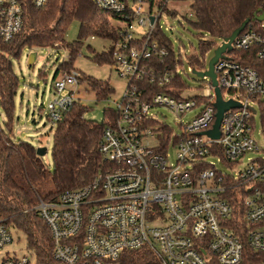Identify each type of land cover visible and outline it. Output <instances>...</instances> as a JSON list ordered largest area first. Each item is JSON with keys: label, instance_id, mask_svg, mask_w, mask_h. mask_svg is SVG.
<instances>
[{"label": "built area", "instance_id": "1", "mask_svg": "<svg viewBox=\"0 0 264 264\" xmlns=\"http://www.w3.org/2000/svg\"><path fill=\"white\" fill-rule=\"evenodd\" d=\"M30 1L41 7L48 0ZM92 1L124 23L111 51L128 82L101 133V169L89 183L33 208L50 231L52 257L64 264H125L128 252H136L138 264H241L249 248L260 256L255 264H264V77L226 53L254 48L264 62V16L249 22L213 66L222 99L240 106L223 112L212 137L211 80L209 95L182 96V64L178 57L167 62L169 49L153 37L155 29L165 31L160 19L167 10L176 12L172 0ZM22 30L21 1L0 0V52ZM79 75L62 72L55 89L77 83ZM71 94L48 104L52 124ZM158 106L178 116L176 129L159 118ZM12 227L0 211V264H34L31 251L19 256L7 249Z\"/></svg>", "mask_w": 264, "mask_h": 264}, {"label": "trees", "instance_id": "2", "mask_svg": "<svg viewBox=\"0 0 264 264\" xmlns=\"http://www.w3.org/2000/svg\"><path fill=\"white\" fill-rule=\"evenodd\" d=\"M20 1L23 8V30L11 41L2 43L3 52H0V107L7 116L4 126L0 124V211L25 234L27 248L34 256V264H64L52 257L50 231L33 208L39 203L38 200L55 201L64 190L83 186L93 179L103 164L98 151L101 133L113 119L114 113L107 109L105 119L101 122L86 119L84 114L88 107L80 99H73L61 111V118L53 123L52 168L45 169L32 143L11 139L12 112L18 84L11 58L19 57L25 47H50L61 41L59 45L69 47V53L58 64L53 74L55 79L59 71L73 67L80 49V39L70 44L64 41V33L72 20L78 19L81 23L79 36L91 34L114 41L118 38V28L110 23L109 16H118L99 9L92 0H48L41 7H35L30 0ZM191 10L192 18L187 20L189 24L202 34L221 40L231 35L246 18L264 12V0H193ZM167 13L176 15L171 10H167ZM153 34L155 39L162 41L169 49L166 61L175 63L178 57L177 61L183 64V59L177 56L165 31L155 29ZM199 44V52L185 57L187 64L194 66L195 70L205 68L206 53L213 50L217 43L200 39ZM226 53L241 65L256 68L264 77V62L256 58L254 48L230 49ZM93 59L98 64H112L111 48L106 53L95 54ZM179 77H175V83H179ZM80 79L91 86L98 100L107 98L112 92L107 81L90 76L84 78L83 75H79ZM37 180L43 181L41 188L34 185ZM127 255L130 258L125 264H138L136 252H128ZM243 257L241 264H255L260 258L259 254L249 248L245 249Z\"/></svg>", "mask_w": 264, "mask_h": 264}, {"label": "rangeland", "instance_id": "3", "mask_svg": "<svg viewBox=\"0 0 264 264\" xmlns=\"http://www.w3.org/2000/svg\"><path fill=\"white\" fill-rule=\"evenodd\" d=\"M191 3L187 0L169 1L168 6L176 10V15L169 14V16H162L160 23L171 40L175 52L178 53L179 51L183 56L181 78L185 83V88L181 93L182 96H207L211 93L207 77H200L194 73L193 68L195 67L187 64L184 57L199 52L200 39L216 42L215 47L220 44L221 40L214 39L206 33L202 34L189 24L187 20L192 18ZM172 12L175 11L172 10ZM109 21L115 27L124 26V23L118 18L109 16ZM80 29V21L74 19L64 33L66 44L80 39L81 45L74 59L73 67L59 71L55 79H53V74L58 64L65 60L69 53V47L59 45L61 41H57V45L50 47H38L34 49L25 47L22 49L19 57L11 58L13 70L18 77L17 92L14 97V109L12 112L11 139L13 141L25 140L32 143L36 148H44L45 152L39 157L44 168L47 170H51L52 168L51 146L52 128L54 126L47 117L48 104L59 98L68 97L72 93V99H80L88 107L84 114L85 118L101 122L105 119V111L113 109L115 102L121 99L128 82L127 78L118 74L113 64L107 62L98 64L93 59L95 54L106 53L110 50L112 45L111 39L96 35L92 36L91 34L79 36ZM31 51L37 53V58L34 64L29 66L27 57ZM212 54L213 50L206 53L205 68H196L197 71H205L207 69V63ZM73 71L79 72L84 78L90 76L94 79L107 81L112 87V92L107 98L98 100L95 97L93 89L84 79L78 80L73 85H67L60 92L55 89L54 82L61 78V73L66 72L70 74ZM224 96L228 98L227 95ZM154 111L158 113L161 120L171 127L177 128L176 122H178V116L171 109L166 106H158ZM255 118V132H257L260 128V121L258 116ZM6 119L5 111L0 107V124L2 126H4ZM255 135L258 139V135L256 133ZM42 183V180H37L34 185L41 188L40 184ZM40 201L43 200H38V202ZM4 217L7 223L13 226L11 229L13 243L7 249L19 256L29 255L30 250L26 245L25 234L14 223L9 221V217ZM31 262H33V259Z\"/></svg>", "mask_w": 264, "mask_h": 264}, {"label": "water", "instance_id": "4", "mask_svg": "<svg viewBox=\"0 0 264 264\" xmlns=\"http://www.w3.org/2000/svg\"><path fill=\"white\" fill-rule=\"evenodd\" d=\"M263 16H264V12H261L259 15L256 14L252 18H246L240 24V26L231 33V35H229L228 37L222 38L220 44L213 49V54L207 63V69L205 71H197L193 69V72L196 73L198 76L208 77L211 80V84L214 87V91L216 94L217 104H216L215 121H214L213 129L209 132V134L212 137H218L219 135L218 127H219V123H220L223 112L231 107L240 106L239 103L234 102L232 100L224 101L222 99L220 89L217 86V81H216L215 73L213 71V66L215 62L217 61V59L221 56V53L230 49L231 42L235 39V37H237L243 31L246 25L249 22L254 21V20L260 21L263 18ZM36 58H37V53L35 51L29 52L28 57H27L28 65L29 66L33 65L34 62L36 61ZM44 152H45L44 148H40V147L36 148V154L38 156H41Z\"/></svg>", "mask_w": 264, "mask_h": 264}]
</instances>
